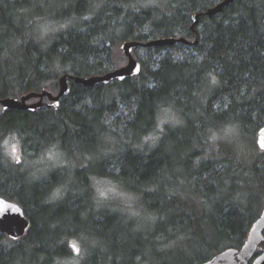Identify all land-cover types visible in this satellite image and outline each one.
<instances>
[{
    "label": "trees",
    "instance_id": "obj_1",
    "mask_svg": "<svg viewBox=\"0 0 264 264\" xmlns=\"http://www.w3.org/2000/svg\"><path fill=\"white\" fill-rule=\"evenodd\" d=\"M221 1L0 0V97L124 65L127 40H198L137 46L138 75L71 79L58 108L0 105V196L31 220L22 238L0 236V264H202L244 243L264 208V0L204 14ZM12 139L29 160L52 145L94 157L69 186L12 161ZM100 179L139 197L146 224L125 200L95 206Z\"/></svg>",
    "mask_w": 264,
    "mask_h": 264
},
{
    "label": "water",
    "instance_id": "obj_2",
    "mask_svg": "<svg viewBox=\"0 0 264 264\" xmlns=\"http://www.w3.org/2000/svg\"><path fill=\"white\" fill-rule=\"evenodd\" d=\"M236 0H222L213 7H210L204 12L208 17H212L224 10L226 6L232 5ZM201 13H196L193 16L192 29L195 30L196 25L199 23ZM197 43L188 40L185 37H158L150 39L146 42L137 40H127L122 42L121 50L127 58L124 65L113 68L112 70L89 76H79L72 74H63L59 82V90L53 93L47 89L41 91H29L19 96H6L0 97V105L3 110H31L35 111L48 106L50 108H58L61 99L70 93V80L81 83L86 87H93L96 84H108L112 80L123 81L128 77L138 75L142 69L141 61L135 56L133 50L137 46L144 47H164L174 46L176 43ZM48 101H45V98ZM264 125L259 129L257 135V145L264 151ZM31 226V220L25 214L23 207L16 201L9 200L0 196V236L6 235L7 237L18 240L25 236ZM71 247L78 246L70 243ZM74 248V247H73ZM78 251L75 250V253ZM202 264H264V208L260 216L253 222L248 236L240 247H227L220 252L216 253L212 258L203 262Z\"/></svg>",
    "mask_w": 264,
    "mask_h": 264
},
{
    "label": "rangeland",
    "instance_id": "obj_3",
    "mask_svg": "<svg viewBox=\"0 0 264 264\" xmlns=\"http://www.w3.org/2000/svg\"><path fill=\"white\" fill-rule=\"evenodd\" d=\"M169 119L164 116L163 120ZM6 150L12 161H18L23 163L24 168L27 170L35 169L32 171L36 178L44 177L46 174H55L57 177H62L60 179H66V184L71 186L72 183L76 182V179L80 177V170L86 167L85 161L93 158L92 154L85 151H66L59 146L52 145L48 147L44 152L43 157L34 158V160H29L28 156L24 154L23 147L20 142L12 139L7 142ZM47 152V153H46ZM93 160V159H92ZM94 162V161H93ZM95 191L97 192V198L93 200L94 205L100 207L101 205H113L117 201H127L126 205L131 206V212L139 219L138 222L145 225L147 221V214L143 212L140 205L139 197L131 195L129 192L125 191L124 188L115 184L110 180L100 179L95 183ZM137 207H134V204ZM72 243L78 246L79 251L77 255H82V250H80V243L77 239L71 240ZM76 255V256H77ZM81 257H73L70 264H77Z\"/></svg>",
    "mask_w": 264,
    "mask_h": 264
},
{
    "label": "snow or ice",
    "instance_id": "obj_4",
    "mask_svg": "<svg viewBox=\"0 0 264 264\" xmlns=\"http://www.w3.org/2000/svg\"><path fill=\"white\" fill-rule=\"evenodd\" d=\"M261 147H264V144H262ZM73 247H74V250L79 251V249H75V246Z\"/></svg>",
    "mask_w": 264,
    "mask_h": 264
}]
</instances>
